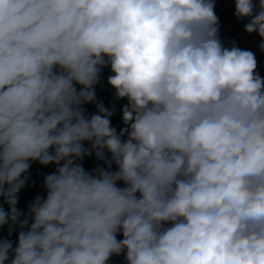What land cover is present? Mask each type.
<instances>
[{"label":"clouds","instance_id":"obj_1","mask_svg":"<svg viewBox=\"0 0 264 264\" xmlns=\"http://www.w3.org/2000/svg\"><path fill=\"white\" fill-rule=\"evenodd\" d=\"M234 2L264 52V0ZM214 9L0 0V228L18 232L0 264H264V78ZM108 66L119 134L95 93ZM93 153L106 167L90 173L77 161ZM31 162L57 167L25 213Z\"/></svg>","mask_w":264,"mask_h":264},{"label":"trees","instance_id":"obj_2","mask_svg":"<svg viewBox=\"0 0 264 264\" xmlns=\"http://www.w3.org/2000/svg\"><path fill=\"white\" fill-rule=\"evenodd\" d=\"M215 2V14L219 18V31L220 35L226 32V29H229L231 26L239 23L240 21L234 15L235 12V2L234 0H214ZM235 35L236 45L243 50L252 51L257 59V69L256 71L264 78V52H261L258 48V45L261 42V38L258 34L253 33L249 34L248 39L246 40L242 35ZM232 39V40H234ZM225 46H231V42H226ZM112 75L110 66L103 68L100 82L95 86V93L97 98V103H103L104 107L113 111V115L110 117L111 126L117 130V133L122 129L128 128L129 125L123 123V107L128 104L127 98L117 99L115 95V89L108 83V77ZM78 90H79V86ZM86 110V115L90 117L93 114H98L95 103H88L83 105ZM122 139H127L125 134ZM85 147H90L89 142H84ZM110 158V154H107ZM80 163L83 168L92 173V169L97 166L106 167L103 161L97 160L95 154L85 156L81 160L77 161ZM56 165L49 164L47 166L41 165L38 162H31V173H27L29 176L26 185L18 193V203L17 208L22 212L27 213L28 206L37 196L46 198L47 192L44 188V178L46 175L55 172ZM111 171H116L117 166L115 163L112 164L110 169ZM118 187H125L122 181L117 182ZM139 195V194H137ZM2 200V198H0ZM5 210L7 211V206L5 205ZM117 239H123L122 233L117 234ZM108 264H126L124 254L113 255Z\"/></svg>","mask_w":264,"mask_h":264},{"label":"rangeland","instance_id":"obj_3","mask_svg":"<svg viewBox=\"0 0 264 264\" xmlns=\"http://www.w3.org/2000/svg\"><path fill=\"white\" fill-rule=\"evenodd\" d=\"M234 33H236L237 35H242L246 40L249 37V34L244 31V22L240 21L239 23H236L235 25L231 26L229 29H226V32L224 34L220 35L222 42L224 44L226 42H231V43L233 41L235 42L236 40L234 39L235 38ZM232 39H234V40H232ZM94 169H92L91 171L93 172ZM31 171H32V169L30 167L28 173H31Z\"/></svg>","mask_w":264,"mask_h":264},{"label":"built area","instance_id":"obj_4","mask_svg":"<svg viewBox=\"0 0 264 264\" xmlns=\"http://www.w3.org/2000/svg\"><path fill=\"white\" fill-rule=\"evenodd\" d=\"M0 238H8L13 241V246L15 247L16 243H18V232H13L11 237H8L7 226L0 228Z\"/></svg>","mask_w":264,"mask_h":264}]
</instances>
